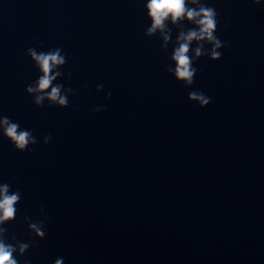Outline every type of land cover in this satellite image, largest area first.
Returning a JSON list of instances; mask_svg holds the SVG:
<instances>
[{
  "label": "water",
  "instance_id": "water-1",
  "mask_svg": "<svg viewBox=\"0 0 264 264\" xmlns=\"http://www.w3.org/2000/svg\"><path fill=\"white\" fill-rule=\"evenodd\" d=\"M146 2L0 0V116L38 140L19 152L0 133V183L21 193L4 227L30 244L25 216L46 232L20 264H264V0H203L228 44L190 87L166 71L181 29L169 22L167 50L146 37ZM37 42L66 54V108L26 93Z\"/></svg>",
  "mask_w": 264,
  "mask_h": 264
},
{
  "label": "clouds",
  "instance_id": "clouds-1",
  "mask_svg": "<svg viewBox=\"0 0 264 264\" xmlns=\"http://www.w3.org/2000/svg\"><path fill=\"white\" fill-rule=\"evenodd\" d=\"M251 3L261 5L262 0H251ZM144 7L151 21L144 35L152 37L159 32L164 41L161 45L163 50H167L168 42L172 39L173 28L169 27V22L181 29L170 56V61L175 67L171 65L166 67V71L173 75L177 82L185 87L193 85L197 74V68L193 65L201 57L207 56L212 61L221 59L220 50L226 47L228 42L221 41L216 35L219 13L214 7L207 5L203 0H147ZM184 21L193 27L185 29ZM227 27L228 24L225 23V28ZM193 42L196 43L195 48H192ZM42 47V42H37L36 47L26 50V55L30 57L34 67L39 71L38 78L26 86V93L33 97V103L38 107L43 106L47 101L49 106L66 108L69 106L68 97L77 95V91L71 87L65 88L62 83H53L58 78L65 76L70 78L72 75L70 71L67 73L62 71L67 63L66 54H63V50L59 47L47 51L37 50ZM103 87V84L97 85L95 91L99 93ZM111 95L110 91L107 92L106 99H110ZM187 98L201 108L212 102L211 97L195 89L188 93ZM103 107L106 105L93 108L92 111L100 112ZM0 133L19 152L31 151L30 146L38 143L31 130L21 129L18 122L12 121L7 116H0ZM51 140V134L43 137L44 144H48ZM20 200L21 193L18 189L12 191L10 183H0V264H20L17 256L23 257L31 246H35L37 239L42 240L46 236L45 220H32L28 216L24 217V223L28 225V232L34 237L31 244L18 240L15 235L8 236V229L4 225L15 220L16 205ZM40 212L44 213L43 207ZM54 264H64V259L57 258Z\"/></svg>",
  "mask_w": 264,
  "mask_h": 264
}]
</instances>
